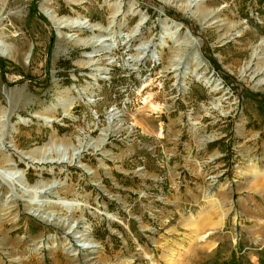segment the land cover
Wrapping results in <instances>:
<instances>
[{"label": "rangeland", "instance_id": "obj_1", "mask_svg": "<svg viewBox=\"0 0 264 264\" xmlns=\"http://www.w3.org/2000/svg\"><path fill=\"white\" fill-rule=\"evenodd\" d=\"M0 8V264H264V0Z\"/></svg>", "mask_w": 264, "mask_h": 264}, {"label": "bare ground", "instance_id": "obj_2", "mask_svg": "<svg viewBox=\"0 0 264 264\" xmlns=\"http://www.w3.org/2000/svg\"><path fill=\"white\" fill-rule=\"evenodd\" d=\"M167 4H172L176 5L178 7H182L184 9L190 8L195 0H179L182 3L181 4H176L177 0H163ZM41 10L45 12L50 18H52V21L54 23H64L66 26H75V24L78 22L77 20H74V18L70 17H58L55 13L50 14L48 13V9H51L50 3H41L39 5ZM121 8V4H111V9L113 12L119 11ZM2 8H0V20L2 19V14H1ZM82 42L83 44H86L84 40L81 38H78L77 43L79 44ZM191 42H187V44H190ZM22 52L13 48L11 45L7 44L4 42L2 38H0V57H5V58H15L17 56H21ZM195 54V52H194ZM196 65H200V61L195 60ZM18 98V97H17ZM17 98H13L12 102H15ZM10 102V101H9ZM68 110V109H67ZM8 119V115L6 114L5 110H0V151H2L1 156H2V161L7 165L5 168L0 169V177L5 181L7 178H13L17 172V164L14 162L11 157L3 152L4 146H3V136L2 132L5 128L6 121ZM51 121V120H48ZM80 149H75L73 148L70 144H68L65 140H55L50 143H47L43 146L36 147L27 151H22L21 152V157L25 160V158H28L31 161H35L37 163H47V162H65L67 164H76L80 165ZM39 185V183H37ZM36 185V187H38ZM28 190L27 187L24 191ZM27 192V191H26ZM31 211V214L35 215L38 217L40 220L46 222V223H51L52 219L50 212H46L43 210V212H40L39 209H33L29 208ZM53 218V217H52ZM58 221V220H57Z\"/></svg>", "mask_w": 264, "mask_h": 264}, {"label": "water", "instance_id": "obj_3", "mask_svg": "<svg viewBox=\"0 0 264 264\" xmlns=\"http://www.w3.org/2000/svg\"><path fill=\"white\" fill-rule=\"evenodd\" d=\"M181 26V24L180 23H178V27H180ZM186 33L188 34L189 32L188 31H186ZM188 36H189V34H188Z\"/></svg>", "mask_w": 264, "mask_h": 264}, {"label": "trees", "instance_id": "obj_4", "mask_svg": "<svg viewBox=\"0 0 264 264\" xmlns=\"http://www.w3.org/2000/svg\"><path fill=\"white\" fill-rule=\"evenodd\" d=\"M214 63H215V61H214Z\"/></svg>", "mask_w": 264, "mask_h": 264}]
</instances>
